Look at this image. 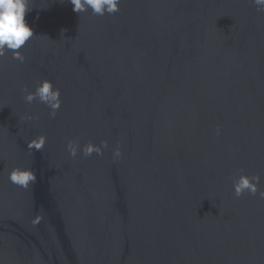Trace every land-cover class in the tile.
Masks as SVG:
<instances>
[{
    "label": "water",
    "instance_id": "95a60500",
    "mask_svg": "<svg viewBox=\"0 0 264 264\" xmlns=\"http://www.w3.org/2000/svg\"><path fill=\"white\" fill-rule=\"evenodd\" d=\"M30 6L25 62L0 57V264H264V198L233 189L259 174L264 191V11ZM44 80L61 93L55 118L21 91ZM69 141L108 148L72 157ZM15 168L36 182L11 183Z\"/></svg>",
    "mask_w": 264,
    "mask_h": 264
},
{
    "label": "clouds",
    "instance_id": "9594fccd",
    "mask_svg": "<svg viewBox=\"0 0 264 264\" xmlns=\"http://www.w3.org/2000/svg\"><path fill=\"white\" fill-rule=\"evenodd\" d=\"M73 5V11L81 14L89 9L94 15L104 16L105 14L114 15L119 12V5L122 0H69ZM255 4L257 11H264V0H251ZM32 7L30 0H0V57H3L7 52H11L13 59L20 63L25 62V57L22 54V49L31 41L35 35L34 28L26 20V16L30 13ZM24 93V100L31 104L38 101L46 105L50 110V115L55 118L57 112L61 108V93L59 88L49 80L39 82L35 91H29L27 87L21 89ZM38 117L28 116L26 119H36ZM216 134H221L219 126L216 128ZM47 138L40 136L37 140L29 143L28 147L35 148L40 151ZM108 148L107 141H103L100 145L89 143L80 149L77 141H69L67 150L72 157H76L82 151L84 156L103 155V150ZM123 155L121 149L117 147L113 151V158L119 159ZM261 176L256 175H240L233 180L234 195L239 198L245 193L251 196L259 195L264 198V191L260 190ZM11 183L27 189L30 184L36 182V175L30 169L15 168L9 175Z\"/></svg>",
    "mask_w": 264,
    "mask_h": 264
}]
</instances>
